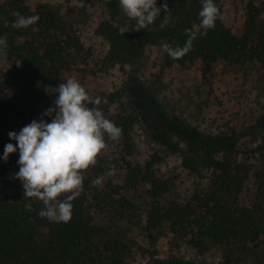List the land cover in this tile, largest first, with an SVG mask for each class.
I'll return each mask as SVG.
<instances>
[{"label": "trees", "instance_id": "1", "mask_svg": "<svg viewBox=\"0 0 264 264\" xmlns=\"http://www.w3.org/2000/svg\"><path fill=\"white\" fill-rule=\"evenodd\" d=\"M156 2L161 7L165 0ZM166 2L171 19L164 29L160 28L165 15L161 12L149 31L121 35L114 24L120 9L115 0H105L109 20L101 22L95 30L109 45L105 62L110 66L129 64L140 59L146 47L157 44L182 47L187 39L186 30L199 24L202 0ZM214 3L218 8L217 0ZM14 9L10 14L0 13V37H6L8 45L7 57L0 59L11 63L10 68L0 72V122L22 121L53 106L58 94L51 93L52 88L59 85L60 73L68 60L82 50L78 38L69 34L67 24L57 13L39 10L35 14L39 16L37 23L28 28H14L12 24L17 19L14 12L27 17L21 6ZM258 16L259 11L251 8L241 34L235 36L222 23L219 11L215 27L207 35H198L190 52L173 59L163 50V63L167 67L197 63L203 77L209 76L214 65L221 62L239 67L257 63L264 72V25L258 24ZM99 97L102 102L106 99L107 104H113L118 93L99 94ZM110 120L122 129L119 138L123 154L122 185L102 180V186H90L92 179L100 180L111 168L110 158L100 154L97 164L85 171L83 190L72 201V218L67 223L41 218L38 213L43 203L24 197L22 183L15 178L18 160L10 156L7 162L2 159L5 138L0 131V264H122L125 246L105 237L94 215L119 220L131 218L139 210L127 193L135 194L145 186V202L138 213L144 217L146 230L165 229L171 234L189 236V245L196 250L209 244L222 248L248 244L260 250L264 261V153L262 172L250 204L245 206L238 201L244 182L233 148L207 145L206 157L188 153L182 167L196 176L201 170L212 168L208 191L194 193L182 206L163 205L160 200L173 185L154 172L152 166L159 159L153 158L145 166L132 162L129 132L136 118L124 115ZM260 130L264 131V114L250 128L251 132Z\"/></svg>", "mask_w": 264, "mask_h": 264}, {"label": "rangeland", "instance_id": "2", "mask_svg": "<svg viewBox=\"0 0 264 264\" xmlns=\"http://www.w3.org/2000/svg\"><path fill=\"white\" fill-rule=\"evenodd\" d=\"M115 1L119 7L118 0ZM70 2L0 0V13L10 14L19 5L27 16L45 10L62 18L69 34L78 38L82 50L68 60L60 73L59 83L75 78L93 97L118 93L115 103L101 102L96 107L108 119L124 115L136 118L129 132L133 145L132 162L145 166L153 158L154 161L159 159L152 166L154 172L173 185L160 200L161 204L182 206L194 193L208 191L212 168L203 169L196 176L182 167L188 153L203 157L207 145L233 148V157L244 182L238 201L241 205L250 204L262 172L261 155L264 153V131H250L264 114V72L257 63L239 67L221 62L214 65L209 76L203 77L197 63L167 67L162 60L163 44H157L146 47L138 60L110 66L105 62L109 45L95 34L98 25L109 20L105 0H82L85 7L80 8L71 7ZM217 2L222 23L235 36L241 34L251 8L259 11L257 22L264 25V0ZM119 9L120 14L114 21L116 27L134 25L135 21L129 20ZM149 30L150 26L140 31ZM10 66L11 63L0 59V72ZM43 113L30 114L22 121H1L0 131L5 138L3 146L8 143L16 145L8 135L10 131L19 133L24 126L41 118L51 122V117ZM105 141L107 147L101 155L110 158L111 168L100 180L92 179L91 187L102 186V180L122 185V140L112 141L105 137ZM9 156L18 160V147ZM113 166L114 172L111 171ZM146 191L145 186L135 194L127 193L139 213ZM138 212L136 217L132 214L131 218L124 220L94 215L105 237L125 246L122 264H264L260 250L248 244L228 248L209 244L196 250L189 245V236L171 234L165 229L148 231L144 228V217Z\"/></svg>", "mask_w": 264, "mask_h": 264}, {"label": "clouds", "instance_id": "3", "mask_svg": "<svg viewBox=\"0 0 264 264\" xmlns=\"http://www.w3.org/2000/svg\"><path fill=\"white\" fill-rule=\"evenodd\" d=\"M118 3L125 16L135 21L132 26H121V35L132 29L148 28L161 12L165 15L160 28L164 29L170 22L166 0L161 7H157L156 0H118ZM70 6L80 8L85 4L82 0H71ZM13 15L17 17L12 24L14 28H28L39 20L38 15L25 17L19 12ZM198 16L199 24L186 30L187 39L182 47L163 45L164 52L171 58L179 59L186 55L192 50L198 35H207L208 30L215 27L219 10L214 0H202ZM7 48V38L0 37V57H7ZM51 93L58 95L53 106L43 113L51 117V122L41 118L24 126L19 133L10 131L8 135L16 145L6 144L2 159L7 162L9 155L18 147L19 171L15 178L22 183L24 197L43 203L44 207L38 213L41 218L67 223L72 218V201L83 190L85 171L97 164V157L107 147L105 136L117 141L122 129L96 107L102 98L91 96L79 80L68 78L52 88ZM103 102L107 103V100ZM111 171H115L114 166Z\"/></svg>", "mask_w": 264, "mask_h": 264}]
</instances>
